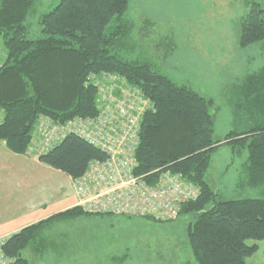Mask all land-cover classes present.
<instances>
[{
  "label": "trees",
  "instance_id": "obj_1",
  "mask_svg": "<svg viewBox=\"0 0 264 264\" xmlns=\"http://www.w3.org/2000/svg\"><path fill=\"white\" fill-rule=\"evenodd\" d=\"M129 1L56 0L37 14L40 0H0V141L11 152L26 154L41 116L64 123L98 114L90 75L121 77L150 104L134 152L135 173L150 174L153 180L160 172H171L199 188L198 197L184 202L178 214L191 216L186 231L194 263L248 264L245 257L257 250L248 240L264 239V57L232 86V128L215 138L214 101L134 54ZM245 4L249 11L239 20L238 45L260 44L264 56V9L257 0ZM224 146L230 149L231 164L242 160L234 180L235 189L245 192L239 198L223 199L206 180L213 155ZM105 157L91 143L68 134L38 160L75 178L89 161ZM247 191L258 196L249 197ZM111 215L73 205L25 225L4 238L1 249L8 260L0 264H31L33 257L51 251L49 234L57 223ZM126 260L116 257L118 264Z\"/></svg>",
  "mask_w": 264,
  "mask_h": 264
},
{
  "label": "rangeland",
  "instance_id": "obj_2",
  "mask_svg": "<svg viewBox=\"0 0 264 264\" xmlns=\"http://www.w3.org/2000/svg\"><path fill=\"white\" fill-rule=\"evenodd\" d=\"M245 1L130 0L127 11L135 26L134 54L149 58L174 79L211 98L214 137L219 139L232 128L228 103L232 86L256 70L264 57L260 44L245 49L238 45L239 20L249 11ZM257 1L264 9V0ZM40 2L37 14L56 0ZM2 49L0 42V57ZM32 157L36 156L15 154L0 141V239L75 205L67 176ZM211 161L206 172L211 188L223 199L244 196L234 187L242 160L231 164L230 149L224 146ZM245 195L258 196L254 191ZM190 219L183 215L159 222L114 214L57 223L49 234L52 250L33 257L31 264H118L116 257L121 256L126 264H195L186 231ZM253 243L257 250L245 262L263 264L264 239L248 240Z\"/></svg>",
  "mask_w": 264,
  "mask_h": 264
},
{
  "label": "built area",
  "instance_id": "obj_3",
  "mask_svg": "<svg viewBox=\"0 0 264 264\" xmlns=\"http://www.w3.org/2000/svg\"><path fill=\"white\" fill-rule=\"evenodd\" d=\"M96 88L98 114L59 123L41 116L30 139L27 154L48 152L68 134H75L100 149L106 157L91 160L85 172L70 178L75 205L86 212L172 220L184 202L194 201L197 185L179 174L160 172L150 180L135 173V149L149 100L133 85L110 73L89 76ZM0 239V262H6Z\"/></svg>",
  "mask_w": 264,
  "mask_h": 264
},
{
  "label": "crops",
  "instance_id": "obj_4",
  "mask_svg": "<svg viewBox=\"0 0 264 264\" xmlns=\"http://www.w3.org/2000/svg\"><path fill=\"white\" fill-rule=\"evenodd\" d=\"M2 58H3V55L0 57V63H1V61H2ZM6 147V146H5ZM25 159H30V158H28V157H25ZM32 159H33V161L35 162V163H37V164H39V165H42L40 162H39V160H38V157L36 158V157H32ZM2 176V175H1ZM67 178H68V180H69V183H70V178H69V176H67ZM71 190V189H70ZM71 192H72V195H73V197H74V194H73V191L71 190ZM74 201H75V197H74ZM76 202V201H75ZM75 204V203H74ZM17 230H19V229H17ZM17 230H13V232L14 231H17ZM12 232V231H11ZM11 234V233H10ZM8 235V234H7Z\"/></svg>",
  "mask_w": 264,
  "mask_h": 264
}]
</instances>
